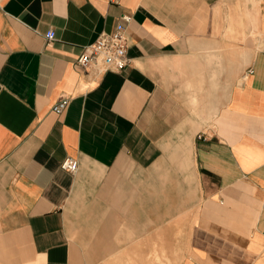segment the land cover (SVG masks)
<instances>
[{"label":"crops","instance_id":"1","mask_svg":"<svg viewBox=\"0 0 264 264\" xmlns=\"http://www.w3.org/2000/svg\"><path fill=\"white\" fill-rule=\"evenodd\" d=\"M118 24L128 66H80ZM186 226L180 264H264V0H0V264H173Z\"/></svg>","mask_w":264,"mask_h":264},{"label":"built area","instance_id":"2","mask_svg":"<svg viewBox=\"0 0 264 264\" xmlns=\"http://www.w3.org/2000/svg\"><path fill=\"white\" fill-rule=\"evenodd\" d=\"M124 19L129 21L130 18L125 16ZM45 38L49 42L53 41L55 38L54 31L50 30ZM127 51V27L123 24H118L112 34H103L93 44L85 47L77 62L85 69H91L99 74L120 72L129 64ZM68 103V99H61L53 107V111L56 114H62L66 110ZM61 167L65 171L74 173L78 169V162L72 158H67L62 162Z\"/></svg>","mask_w":264,"mask_h":264},{"label":"rangeland","instance_id":"3","mask_svg":"<svg viewBox=\"0 0 264 264\" xmlns=\"http://www.w3.org/2000/svg\"><path fill=\"white\" fill-rule=\"evenodd\" d=\"M188 226H186V232H176L171 234H165L164 235V254L165 259L168 260L170 263L171 260L173 261V264H180L182 257L184 256L185 252L188 251V244H189V237H188ZM115 234H111V240L113 241V245L115 247L113 248H106V249H100L97 251V257L96 260L100 259V264H114L113 261L117 258L126 259V256L129 254V247L133 245H143L144 240L146 239L147 243L144 245V248L147 250H151V246L154 244L151 241V235L150 234H144L146 236H141L137 239H134V241H127L125 243L116 242V238L114 237ZM154 235V234H153ZM122 244V245H120ZM148 247V248H147ZM134 259H136L134 257ZM145 261H148L146 258Z\"/></svg>","mask_w":264,"mask_h":264}]
</instances>
